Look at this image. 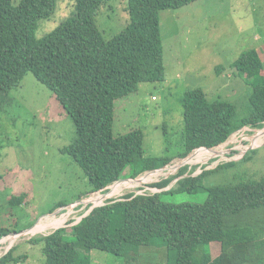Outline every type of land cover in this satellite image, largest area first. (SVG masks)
<instances>
[{
    "label": "trees",
    "instance_id": "1",
    "mask_svg": "<svg viewBox=\"0 0 264 264\" xmlns=\"http://www.w3.org/2000/svg\"><path fill=\"white\" fill-rule=\"evenodd\" d=\"M56 1L21 0L13 5L12 0H0V113L9 106V91L27 72L51 90L75 125V137L61 152L88 178L89 188L71 202L123 178L127 168L128 176L134 178L197 147H215L245 125L263 127L264 62L258 50L251 48L231 65L250 87L243 112L229 100L207 98L201 88L187 89L181 101L182 144L177 156L145 155L141 127L114 135L116 101L135 93L141 83L165 80L159 11L196 0H127L129 21L108 39L96 20L105 0H74L70 17L36 37L39 20L53 13ZM223 69L215 70L219 74ZM248 159L246 153L242 161ZM236 162L184 176L185 165L176 175L150 183L163 188L183 176L170 189L108 199L69 229L61 226L28 241L41 245L44 264H91L88 252L92 249L134 261L143 246L164 247L166 264H264V175L235 177L211 186L201 182L205 175ZM199 189L207 193L200 203L162 199L165 193ZM24 197L22 193L10 203L20 204ZM66 204L59 202L52 210ZM11 231L0 226V237ZM212 242L219 243H215L216 255L211 252ZM13 249L0 256V264L27 257L15 256Z\"/></svg>",
    "mask_w": 264,
    "mask_h": 264
},
{
    "label": "rangeland",
    "instance_id": "2",
    "mask_svg": "<svg viewBox=\"0 0 264 264\" xmlns=\"http://www.w3.org/2000/svg\"><path fill=\"white\" fill-rule=\"evenodd\" d=\"M20 1L12 0V4ZM126 6L127 0H105L100 7L96 20L104 38H110L126 26L129 21ZM73 11L74 0H57L53 13L39 20L36 37L56 28ZM159 19L166 78L161 82L141 83L135 93L116 101L113 132L118 135L141 127L145 155L175 157L182 144L181 101L185 90L201 88L211 100H229L240 113L245 109L250 87L231 65L251 48L258 50L264 62V0H196L176 9L160 10ZM217 66L224 68L219 74L215 70ZM8 99L9 106L0 113V226L11 228V232H21L41 219H64L54 227L24 235L11 245L0 243V256L14 246L15 256L25 254L27 257L11 264H44L41 245L31 244L28 239L62 225L69 229L70 222L86 213L87 209L81 204H68L89 188L88 178L69 155L61 152L75 137V125L48 87L32 72H27L20 84L9 91ZM259 130L263 129L252 127L234 131L225 143L213 150L215 153L217 149L231 148L230 152L221 158L205 152L194 156L192 161L185 163L188 168L183 175H196L218 164L237 161L233 166L205 175L201 182L211 186L234 181L235 177L259 179L264 175L263 131L252 145V136ZM259 139L260 143L254 146ZM246 153L249 159L242 161ZM172 161V165L182 162L181 158ZM182 166L148 181L176 175ZM124 173V177H129V168ZM178 178L180 176L166 187L154 190L149 186L143 192L170 189ZM131 188H123L120 192ZM22 193L25 194L22 203H10ZM206 197V191L200 189L162 195L166 201L191 203L203 202ZM114 198L117 197L108 199ZM59 202L67 205L52 210ZM56 210L59 212L55 213ZM215 243L218 242L211 244L212 255L219 252V243ZM88 255L91 264H166V250L157 246L139 248L136 260L128 262L123 257L96 249L90 250Z\"/></svg>",
    "mask_w": 264,
    "mask_h": 264
},
{
    "label": "built area",
    "instance_id": "3",
    "mask_svg": "<svg viewBox=\"0 0 264 264\" xmlns=\"http://www.w3.org/2000/svg\"><path fill=\"white\" fill-rule=\"evenodd\" d=\"M152 98H155V97L153 96ZM248 127H249V128H252L251 126L245 125V126L241 127L240 129H242V128H243V130H245V129H249ZM240 129H238V130H240ZM259 129H260V128H259ZM263 129H264V128H263ZM238 130H237V131H238ZM229 140H230V139H229ZM226 141H227V140H226ZM226 141H225V142H226ZM225 142H224V143H225ZM200 148H204V147H197V148L194 149V151H196V150H198V149H200ZM232 149L236 150L235 147H233ZM217 150H219L218 153H214L213 155H214V157L221 158V157L225 156V155L227 154V152H230L231 148H228V149H226V150H224V149H217ZM194 151H193V152H194ZM192 154H193V153H192ZM192 154H191V155H192ZM191 155H190V156H191ZM213 155H211V156H213ZM197 156H198V155H197ZM188 157H189V156H188ZM186 158H187V157H186ZM186 158L181 159L182 162H177V163L174 164V165H172V163L174 162V161H172V162H170V163H168V164H166V165H163L164 167H162V168H160V169H156V170L164 171V172L161 173V174H166V172L169 170L168 167H170V166H176L177 168H175V169L177 170V169L179 168V166L184 165L185 163H187V161L185 160ZM153 171H155V170H153ZM149 172H150L149 170H146V171L142 172L139 176H137V178H138V177H141L142 175H144V174H146V173H149ZM168 173H170V171H168ZM168 173H167V174H168ZM159 175H160V174H159ZM155 176H158V175H155ZM166 176H167V175H164L163 178H164V177L167 178ZM122 180L126 181V180H133V179H130L129 177H125V178H121V179L115 180V181L112 182L111 184L107 185L105 188L100 189V190H97V191H93V192H90V193H87V194H86L85 196H83L81 199L76 200V202L74 201L75 203H72V202H71V203L68 204V205H72V206H74V205H77V204H81V207L87 209V210H86V213L83 215V216H85V215H87V214L90 212V210H91L92 208H94V207H96V206H101V205L105 204V203L108 201L107 199H108L109 197L105 198V199H104V202L102 201V202L99 203V204H94V202L91 201L90 198L96 197L97 195H105V194H107V193L110 191V187H111L112 185H114L117 181H122ZM158 180H159V179H158ZM152 182H157V180L154 181V179H153V180H151V181H144V182L139 183L138 185H135V184H126L125 182H123V183L121 184V186H119V190H118V192L116 193L117 195L115 194V195H113V196H116L117 198H121L124 194H126V193H128V192H133V193H135V194L145 193V192H143V190H145V188H148V187L150 186V183H152ZM126 187H133V188H131V190L129 189V190H127V191L121 193V192H120L121 189L126 188ZM151 188L154 189V190L160 189V188L153 187V186H151ZM110 197H112V196H110ZM117 198H116V199H117ZM114 199H115V198H114ZM105 200H107V201L105 202ZM66 205H67V204H66ZM66 205L61 206L60 209H62V207H65ZM58 212H59V211H58ZM58 212H57V213H58ZM83 216H82V217H83ZM82 217H79L78 219H75L73 222H70L69 224H71V225L76 224L78 221L81 220ZM64 225H65V224H64ZM52 227H54V226H52ZM33 233H35V232H31V230L29 229L27 233H23V234H17V233H14V234L7 235L6 237L4 236V237H2V238H9V239H12L11 242H8V244H7V246H8V245H11V244L13 243L14 240H17V239H19L20 237H22V236H24V235H30V234H33ZM2 238H0V239H2ZM7 246H6V247H7ZM7 249H8V248H7Z\"/></svg>",
    "mask_w": 264,
    "mask_h": 264
},
{
    "label": "bare ground",
    "instance_id": "4",
    "mask_svg": "<svg viewBox=\"0 0 264 264\" xmlns=\"http://www.w3.org/2000/svg\"><path fill=\"white\" fill-rule=\"evenodd\" d=\"M261 131L264 132V129L263 130H259L255 135L252 136V145L255 142V140L258 138V136H259V134H260ZM259 143L260 142H258L254 146L258 145ZM213 150H216V149H214V148L213 149H203V150L198 149V150L194 151L193 154L191 156L187 157L185 160L186 161H192V159H194L193 158L194 156H197V155L202 154L204 152L207 153L208 156H211L212 153H214ZM217 151H219V150H217ZM243 151H244V149H243ZM215 153H218V152H215ZM175 168H176V166H170V167H168V169L170 170V172H173L175 170ZM163 172L164 171H161V170H155V171H150L149 173H146V174L142 175L141 177H138L137 179L126 180V181H124V180L117 181L114 185H112L110 187V191L107 194H105V195H97L96 197H93V198H90V199H91V201L94 202V204H99L102 201H104L105 198L115 195L118 192V190H119V186H121V184L123 182H125L126 184H128V183H131V184L135 183V185H138L139 183L144 182V181H148V180L152 179L153 176L159 175V174H161ZM114 187H116L118 189H116L114 191V193L112 194V191H113ZM63 219L64 218H61V219H52V221H42V219H41L30 230H31V232L42 231V230L46 229L48 226H55L57 224H60L63 221ZM11 241H12V239H9V238H2V239H0V243H6V242H11Z\"/></svg>",
    "mask_w": 264,
    "mask_h": 264
},
{
    "label": "clouds",
    "instance_id": "5",
    "mask_svg": "<svg viewBox=\"0 0 264 264\" xmlns=\"http://www.w3.org/2000/svg\"><path fill=\"white\" fill-rule=\"evenodd\" d=\"M263 126H264V125H263ZM261 128H262V127H261ZM224 142H225V141H224ZM224 142H223V143H224ZM223 143H221V144H223ZM221 144H219V145H221ZM219 145H217V146H219ZM215 147H216V146H215ZM204 148H205V147H204ZM213 148H214V147H211V149H213ZM206 149H207V148H206ZM193 151H194V149H193ZM193 151L190 152V153H189L187 156H185V157H175V158H181V159L186 158V157L190 156V155L193 153ZM173 159H174V158H173ZM173 159H172V160H173ZM170 161H171V160H170ZM168 163H170V162H168ZM168 163H167V164H168ZM165 165H166V164H165ZM185 165H187V164H185ZM185 165H183V166H185ZM183 166H182V167H183ZM187 166H188V165H187ZM161 167H162V166H161ZM180 168H181V167H180ZM187 175H188V174H187ZM138 176H139V175H138ZM136 177H137V176H136ZM168 177H169V176H168ZM180 177H183V176H180ZM123 178H125V177H123ZM132 178H133V177H132ZM120 179H121V178H120ZM177 180H178V179H177ZM160 189H161V188H160ZM165 190H166V189H165ZM47 215H48V214H47ZM45 216H46V215H45ZM83 217H84V216H83ZM36 223H37V222H36ZM36 223H35V225H36ZM62 226H63V225H62ZM55 229H56V228H55ZM55 229H53V230H55ZM53 230H52V231H53ZM52 231H50V232H52ZM50 232H48V233H50ZM10 234H14V233H11V232H10V233L7 234V235H10ZM7 235H4V236H7ZM4 236H2V237H4ZM2 237H0V238H2ZM30 238H31V237H30Z\"/></svg>",
    "mask_w": 264,
    "mask_h": 264
},
{
    "label": "water",
    "instance_id": "6",
    "mask_svg": "<svg viewBox=\"0 0 264 264\" xmlns=\"http://www.w3.org/2000/svg\"><path fill=\"white\" fill-rule=\"evenodd\" d=\"M264 128V126L262 127V129ZM206 148V147H205ZM207 149H211V148H207ZM162 167H164V166H162ZM162 167H159V168H155V169H151V170H149V171H153V170H156V169H160V168H162ZM130 179H137V177H134V178H132V177H129ZM58 211L56 210V212L55 213H57ZM54 213V212H53ZM35 225V224H34ZM33 225V226H34ZM32 226V227H33ZM32 227H29L28 229H26V230H24V231H21V232H11V233H17V234H23V233H27L28 232V230L29 229H31ZM56 228H58V227H56Z\"/></svg>",
    "mask_w": 264,
    "mask_h": 264
}]
</instances>
